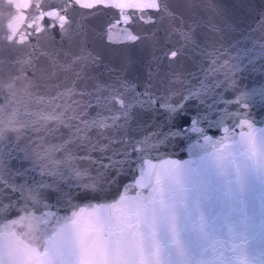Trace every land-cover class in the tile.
Masks as SVG:
<instances>
[{
    "label": "water",
    "instance_id": "obj_1",
    "mask_svg": "<svg viewBox=\"0 0 264 264\" xmlns=\"http://www.w3.org/2000/svg\"><path fill=\"white\" fill-rule=\"evenodd\" d=\"M219 2L242 19V31L232 36L235 46L201 53L191 50L183 25L168 12H121L100 4L86 9L75 0H30L32 7L29 0H0V264H18L21 252H39L52 238L66 241L71 221L88 204L114 203L121 195L137 194L126 169L99 165L107 164L119 150L112 141L129 128L136 139L169 131L164 124L167 109L158 102L149 106V97L138 95L149 79L150 92L175 105L188 88L205 80L207 69H213L206 81L211 92L189 104L210 120L224 118L229 127L234 125L235 118L226 117L225 110L238 113L235 99L240 88L259 87L264 77L245 73L233 88L225 62L237 52L253 49L264 36V17L258 9L248 10L253 0ZM254 2L259 5L261 0ZM52 5L64 6L67 30L60 33L59 21L45 17L42 26L54 23L55 31L35 36L30 25ZM124 16L129 17L127 22ZM132 36L138 39L131 40ZM171 51L184 54L173 58ZM165 54L163 60L154 59ZM121 81L132 87L124 88ZM114 90L117 94L105 104ZM121 101L127 105V124ZM251 111L257 127L264 126L259 115L264 106L257 100ZM98 114L120 118L108 119L109 127L98 128L88 123ZM222 129L213 126L208 135L220 138ZM195 142L188 137L173 139L178 147L159 151H172L174 159L186 160Z\"/></svg>",
    "mask_w": 264,
    "mask_h": 264
},
{
    "label": "snow or ice",
    "instance_id": "obj_2",
    "mask_svg": "<svg viewBox=\"0 0 264 264\" xmlns=\"http://www.w3.org/2000/svg\"><path fill=\"white\" fill-rule=\"evenodd\" d=\"M75 4L86 9L100 4L121 12H168L183 25L184 39L193 52L211 49L218 53L235 46L232 36L242 31V19L219 0H172L171 4L161 0H75ZM173 5L182 10L177 11ZM29 6H33L30 0ZM51 7V11H40L30 25L35 36L55 31L54 23L42 26L45 17L59 21L60 33L67 30L68 16L61 14L64 6ZM247 8L258 9L264 17V0L259 5L253 0ZM128 20L124 16V21ZM178 54L184 53L171 51L173 58ZM166 55L154 59L163 60ZM225 64V75L233 88L246 78L245 73L264 77V36L253 49L237 52ZM213 74V69H207L205 80L195 89L188 88L175 105L168 97L154 96L149 79L145 91L138 95H147L149 106L158 102L167 109L164 124L169 131L136 139L129 128L112 141L120 146L119 150L107 164L99 165L104 169H126L139 189L137 194L121 195L114 203L88 204L71 221L66 241L52 238L39 252L25 249L18 264H264V126L257 127L251 111L257 100L264 106V84L240 88L235 99L239 112L229 114L225 110L226 117L235 118L229 127L224 118L210 120L189 104L211 92L206 81ZM121 84L132 87L126 81ZM116 94L114 90L105 104ZM121 104L127 124V105L123 101ZM259 115L264 125V113ZM119 118L98 114L88 123L107 128L108 119ZM213 126H223L222 137L208 135ZM182 137L196 141L188 159H174L175 152L159 151L161 147H178L171 141Z\"/></svg>",
    "mask_w": 264,
    "mask_h": 264
},
{
    "label": "clouds",
    "instance_id": "obj_3",
    "mask_svg": "<svg viewBox=\"0 0 264 264\" xmlns=\"http://www.w3.org/2000/svg\"><path fill=\"white\" fill-rule=\"evenodd\" d=\"M0 131H2V130H0Z\"/></svg>",
    "mask_w": 264,
    "mask_h": 264
}]
</instances>
